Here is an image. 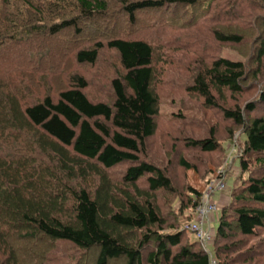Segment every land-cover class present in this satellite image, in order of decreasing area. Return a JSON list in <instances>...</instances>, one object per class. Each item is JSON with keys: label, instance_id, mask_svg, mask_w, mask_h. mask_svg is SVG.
I'll list each match as a JSON object with an SVG mask.
<instances>
[{"label": "trees", "instance_id": "trees-1", "mask_svg": "<svg viewBox=\"0 0 264 264\" xmlns=\"http://www.w3.org/2000/svg\"><path fill=\"white\" fill-rule=\"evenodd\" d=\"M236 2L252 10L246 15ZM223 6L230 11L221 13ZM171 8L180 13L174 31L193 44L188 52L194 59L176 60L192 66L168 59L170 49L157 45L148 25L141 35L100 32L112 9L135 27L139 13ZM249 16L259 24L252 71L246 62L214 53L197 60L206 45H242L234 22ZM67 31L83 37L84 45L72 41L60 52L64 57L53 56L51 42ZM106 52L113 62L101 78V101L95 100L100 86L89 94L99 77L76 69L92 68ZM177 81L184 96L197 97L231 125L226 140L235 129L244 137L237 161L240 178L249 175L220 209L216 264H264V118L250 117L264 107V0H0V264H76L79 254L92 264H208L185 230L201 192L187 183L176 189L167 165L151 161L146 150L157 132L162 86ZM258 83V97L239 106L235 98ZM218 141L213 126L206 138L184 142L188 150L210 154ZM178 165L197 172L183 158ZM117 167L124 170L114 180ZM162 196L180 200L178 222L168 223L161 213ZM58 244L61 253L54 251Z\"/></svg>", "mask_w": 264, "mask_h": 264}, {"label": "rangeland", "instance_id": "rangeland-1", "mask_svg": "<svg viewBox=\"0 0 264 264\" xmlns=\"http://www.w3.org/2000/svg\"><path fill=\"white\" fill-rule=\"evenodd\" d=\"M237 5L238 11H244L246 12V15H248L247 13L252 10L248 8L250 6L247 4H240L239 2H236L235 7ZM222 8L223 9L221 13L224 10L226 12L230 11L228 9L229 7L227 6H223ZM233 11H235V9ZM111 12V18L106 24V28H104L103 26H101L100 28V32L102 34L106 36L109 35L111 31L118 30L119 32L121 31L124 34L138 33L141 35L143 33L144 28L148 25L150 26L151 33L153 34V36H155V41L156 43H158L157 45L162 44L163 46H167V48L170 49L167 50L168 59H173L175 61L174 63L176 64L179 63L183 66H185V64L192 66V63L183 64L178 62L179 60H176L181 59L183 57H185L187 60L194 59L193 55L188 52L189 48H192L193 44L189 42L188 38L182 37V35H185V32L174 31L175 24L181 25L180 20H178V15L180 13H174V10H172V8L169 10L162 9L159 11H152L150 13H147L148 11H144L138 14L137 25L135 27H130L126 23L125 17L121 15V12L118 9H112ZM144 13H147L148 15L146 16H148L149 18L146 17V19H144ZM251 15L253 17H256L257 15H259V12H252ZM210 17H214V15H211ZM222 17L224 16H217V18H220L221 21H224L225 19ZM249 17L250 18L246 17V20L242 19V22H234L235 31L239 34L244 35L243 37L245 38V40L242 45H226L221 46L216 50L215 45L212 46V44H209L198 50V53L196 54L197 60H206L211 54L214 53L216 56L231 61L246 62L248 71H252V62L255 53L253 49L256 44V41H254L255 33H253V31L259 29V24L251 22L252 17ZM239 23L245 25L243 29L240 28L241 26L237 25ZM82 27L85 32L88 30L87 27ZM83 35L85 36L86 34ZM78 40H80V42H77ZM72 41L78 44L75 45V47L84 45L83 37L79 36L78 38L72 33V31H67L63 33L59 37V39H56V41L54 40L51 42L49 50L51 51V54L53 56L55 54L56 57L58 53L61 54L62 51L68 50L70 46L74 44L72 43ZM177 48L183 50H173ZM164 49H166V47H164ZM213 49H215L216 51H214ZM62 57H64V55ZM109 62H113L112 54L106 52L100 55L95 66H93L92 68L83 67L76 69V72H83L84 75H95L99 77L98 79L101 81V84L98 85L95 82V87L92 88L89 92L90 95L94 96L95 90H98L97 86H100L99 88H101L102 85L106 83V80L104 81L102 79H104L103 72H106V65ZM111 73L113 74V71H111ZM181 77L183 79H186L185 77L189 76L182 75ZM178 83L179 84H166L162 86V89L160 91V96L161 98H163L161 114L155 121L157 126V132L155 137H153L148 143L146 150L151 161H156L155 163L161 161V163L157 164L167 165V167L169 168L170 176L173 179L172 181L175 183V188L179 189L180 191H182L184 189L183 187L188 184L196 191L202 193L203 189L206 186H203V183L206 179L209 178L213 180L219 179V177L224 179V181L226 182V190L221 194L219 200L216 203V215L212 216V218L210 219V230L213 233V246L214 232L217 227L220 209H222L223 206L229 203V193L231 192V190L240 187L242 185L243 180L246 179L249 175L246 173L242 175V179L240 178L241 172L239 170V163L237 161L239 153V151L237 150V144L240 141L242 142L244 140V137L241 134V130L235 129L233 139L231 138L229 140H226V133L227 130L231 127V125L227 122H224L218 112L212 109H204L201 100H199L197 97H188L186 95L184 96V93L181 91L183 90L180 86L181 83ZM262 84L263 83H258L255 87H252V85H248L249 88H246L245 93L242 96L235 98L239 106L244 108L247 104L254 101L255 98L258 97L259 92H261V89L263 88ZM99 91L100 95L97 96L95 100L98 99L102 101L106 98L104 97L106 91L102 88L99 89ZM229 98L230 97L228 96L227 99ZM228 105L230 106V104ZM178 114L180 115L179 117L177 116ZM250 117L264 118V107L262 108L261 106H257L256 110L250 114ZM229 125L230 127L228 128ZM213 126H215L217 129L219 140V149L215 153L203 154L195 150L187 149L184 142L185 140L190 137L193 139H204L208 135L209 128ZM181 158H183L192 166L196 167L197 172L183 171V169H181L178 165V161ZM123 170L124 168L117 167L115 170H113V172H111L110 176L114 180H118L120 179ZM159 200L161 207L160 211L163 216L168 218V223L172 221V218H174L176 221V218H178L176 216V213L178 209H180V200L174 198V196H162L159 197ZM262 237H264V235ZM193 241L194 240L192 238L189 239V242L192 243ZM250 242L257 244L259 243V240H250ZM261 246L263 247L260 249V251L264 249V243ZM54 251H56V253H61L63 251V246L59 244L55 245ZM75 255H77V253H75ZM91 256H93V253H91ZM77 259L78 260L76 261V264H92V259L89 255L86 256L85 254H79Z\"/></svg>", "mask_w": 264, "mask_h": 264}, {"label": "built area", "instance_id": "built-area-1", "mask_svg": "<svg viewBox=\"0 0 264 264\" xmlns=\"http://www.w3.org/2000/svg\"><path fill=\"white\" fill-rule=\"evenodd\" d=\"M226 190V182L223 178L211 180L203 189L198 205L194 210V220L185 226L186 232L194 242H197L202 251L208 257V264H216L212 246V231L210 219L217 213V205L213 196Z\"/></svg>", "mask_w": 264, "mask_h": 264}, {"label": "crops", "instance_id": "crops-1", "mask_svg": "<svg viewBox=\"0 0 264 264\" xmlns=\"http://www.w3.org/2000/svg\"><path fill=\"white\" fill-rule=\"evenodd\" d=\"M221 194H222V193H218V194H216L215 196H213L212 199H213V201H214L215 203H217V201L219 200Z\"/></svg>", "mask_w": 264, "mask_h": 264}]
</instances>
